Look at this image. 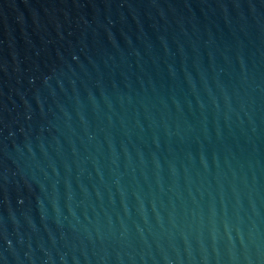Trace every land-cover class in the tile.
<instances>
[{
    "label": "water",
    "instance_id": "obj_1",
    "mask_svg": "<svg viewBox=\"0 0 264 264\" xmlns=\"http://www.w3.org/2000/svg\"><path fill=\"white\" fill-rule=\"evenodd\" d=\"M0 264H264V0H0Z\"/></svg>",
    "mask_w": 264,
    "mask_h": 264
}]
</instances>
